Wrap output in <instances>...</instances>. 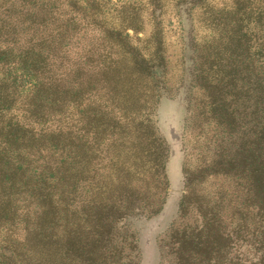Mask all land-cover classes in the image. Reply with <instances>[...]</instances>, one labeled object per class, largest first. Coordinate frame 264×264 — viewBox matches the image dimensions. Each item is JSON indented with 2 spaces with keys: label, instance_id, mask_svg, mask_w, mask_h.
Here are the masks:
<instances>
[{
  "label": "rangeland",
  "instance_id": "obj_1",
  "mask_svg": "<svg viewBox=\"0 0 264 264\" xmlns=\"http://www.w3.org/2000/svg\"><path fill=\"white\" fill-rule=\"evenodd\" d=\"M0 29L43 84L2 88L0 264H176L170 236L206 219L223 237L194 264L264 262V211L226 164L254 125L264 0H0ZM228 71L232 132L209 96Z\"/></svg>",
  "mask_w": 264,
  "mask_h": 264
},
{
  "label": "trees",
  "instance_id": "obj_2",
  "mask_svg": "<svg viewBox=\"0 0 264 264\" xmlns=\"http://www.w3.org/2000/svg\"><path fill=\"white\" fill-rule=\"evenodd\" d=\"M9 53L10 50L8 48L2 49L0 44V110L3 108V112L7 111L8 108L4 105L2 107L1 104L5 101V93H3L2 88L7 85V79L9 77H11L12 80H17L18 77L29 79L30 82L28 83H30V87L35 86L34 88L43 85L39 80L38 68L23 67L21 66L22 62L18 59L15 63H19L17 65L14 63L13 65L12 60L8 59L10 56ZM39 60L40 59H38L37 62ZM260 79L262 83L259 82L258 84L262 85L258 87L259 95L255 97V108L253 113H251V116L255 115L254 125L247 131L245 129L241 133L242 136L239 137L240 139L238 141L239 145L231 150L232 152L226 164L228 166V173L239 176L240 179L244 181L245 188L252 196L253 204L257 209L264 211V97L262 96L264 76L260 77ZM235 82H237V80L234 74L232 73L231 80V72L228 71L227 77H223V80L219 83L220 89L217 87V91L209 93L212 106L214 107L213 113L215 119L223 124L224 127L226 126L227 130L230 132H232V128L241 121V119H238L234 114V107L232 108V106L237 103L238 99V91H232L235 87ZM229 87L230 91H226L224 94V91ZM12 93H16V91ZM225 95L230 96L233 105L229 103ZM206 220L203 228H201L200 232L196 235H194V233L187 234L182 232L170 236L172 244L175 246L173 262H176V264H194L192 254L194 255L195 252L193 253V250L198 244L208 245V247H210L209 253L213 252L211 248L215 247L214 239L217 236L221 239L223 234L214 227V224L208 223ZM259 243L264 245V231L260 236ZM201 256H206V253L204 252ZM207 257L209 258L208 254ZM258 264H264V262L259 261Z\"/></svg>",
  "mask_w": 264,
  "mask_h": 264
}]
</instances>
